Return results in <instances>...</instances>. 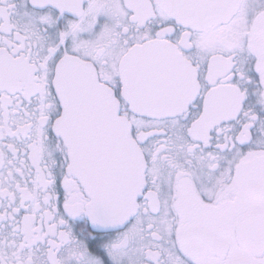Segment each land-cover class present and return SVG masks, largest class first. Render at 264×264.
Instances as JSON below:
<instances>
[{
	"label": "snow or ice",
	"instance_id": "snow-or-ice-1",
	"mask_svg": "<svg viewBox=\"0 0 264 264\" xmlns=\"http://www.w3.org/2000/svg\"><path fill=\"white\" fill-rule=\"evenodd\" d=\"M0 264H264V0H0Z\"/></svg>",
	"mask_w": 264,
	"mask_h": 264
}]
</instances>
